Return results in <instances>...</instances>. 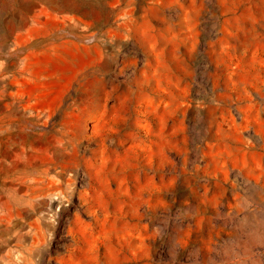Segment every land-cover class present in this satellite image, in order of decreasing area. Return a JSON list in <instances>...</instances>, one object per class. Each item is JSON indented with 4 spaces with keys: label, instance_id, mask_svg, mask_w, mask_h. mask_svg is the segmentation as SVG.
Segmentation results:
<instances>
[{
    "label": "rangeland",
    "instance_id": "1",
    "mask_svg": "<svg viewBox=\"0 0 264 264\" xmlns=\"http://www.w3.org/2000/svg\"><path fill=\"white\" fill-rule=\"evenodd\" d=\"M17 1L0 264H264V0Z\"/></svg>",
    "mask_w": 264,
    "mask_h": 264
},
{
    "label": "bare ground",
    "instance_id": "2",
    "mask_svg": "<svg viewBox=\"0 0 264 264\" xmlns=\"http://www.w3.org/2000/svg\"><path fill=\"white\" fill-rule=\"evenodd\" d=\"M13 1V3L15 4V5H17V6H20L21 5V7H23L24 6V4H25V2H23V3H20V2H22V1H17V0H12ZM9 9V8H8ZM11 9V8H10ZM9 9V10H10ZM13 9V8H12ZM8 14V13H7ZM3 15V14H2ZM5 16H6V14H5ZM5 16L3 17V18H5ZM12 16H13V26H19V25H21L22 23H23V21H24V12H23V10L21 9V10H19V11H17L16 13H13L12 14ZM7 17V16H6ZM1 19V18H0ZM8 27V26H7ZM13 28H11V30H12ZM1 39V38H0Z\"/></svg>",
    "mask_w": 264,
    "mask_h": 264
}]
</instances>
